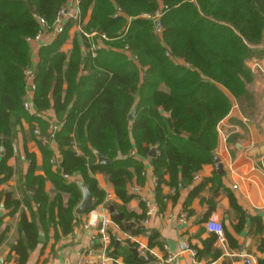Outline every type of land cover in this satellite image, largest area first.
I'll list each match as a JSON object with an SVG mask.
<instances>
[{
    "label": "trees",
    "instance_id": "16d2710c",
    "mask_svg": "<svg viewBox=\"0 0 264 264\" xmlns=\"http://www.w3.org/2000/svg\"><path fill=\"white\" fill-rule=\"evenodd\" d=\"M64 2L0 0V185L13 175L8 161L24 120L44 145L46 167V176L36 175L34 155L27 153L31 165L26 186L32 195L22 200L12 192L4 195L10 214L23 205L28 209L22 211L21 236L7 257L14 252L17 264H27L39 245L40 225L47 233L52 225H59L63 234L73 230L83 192L71 177L79 176L90 187L96 198L92 209L106 196L96 173L109 180L123 203L134 197L128 185L134 178L139 183L145 180V165L138 155L151 160L159 195L163 184L178 190L180 184L191 182L205 164L215 161L219 123L255 82L248 60L264 57V0H81L83 19L89 17L84 28L105 33L110 40L93 57L89 40L78 32L73 49L65 52L62 46L74 24L70 20L64 32L40 48L34 103L38 113L52 105L55 110L59 128L53 140L60 150L55 158L43 144L51 123L24 107L25 71L32 64L26 39L42 28L38 16L54 22ZM82 44L88 50L84 61ZM137 97L130 127L128 115ZM35 122L42 126L41 135L34 133ZM152 148H157L154 156ZM94 150L110 163H99ZM48 180L56 191L53 199L46 190ZM227 191L231 207L239 213L240 230L245 214L235 193ZM64 194L69 195L67 200ZM224 230L230 244L237 246L236 238ZM157 236L150 232L151 244ZM5 237L6 232L0 234V243ZM127 253L128 262L146 264ZM109 255L118 257L119 248Z\"/></svg>",
    "mask_w": 264,
    "mask_h": 264
},
{
    "label": "crops",
    "instance_id": "0c3cea01",
    "mask_svg": "<svg viewBox=\"0 0 264 264\" xmlns=\"http://www.w3.org/2000/svg\"><path fill=\"white\" fill-rule=\"evenodd\" d=\"M88 19L89 17L84 19L85 23ZM78 32L74 23L69 28V37L62 50L71 52ZM58 35L46 32V44L53 42ZM42 46L32 49L33 65L39 61ZM83 49L87 54L84 46ZM248 63L257 76V81L250 86L247 97L240 101L235 100L230 113L218 125L219 144L214 154L223 165L222 172H219L215 161L205 164L191 182L180 184L178 190L167 184L161 185L162 194L159 195L151 160L138 155L145 165V180L139 183L134 178L128 185L134 197L127 203H123L116 196L112 184L102 173H96L100 187L106 194L109 192L115 196L108 203L115 206L116 212H123L126 221H134L137 226L146 227L145 230H139L126 226L137 232L127 231L116 221L108 203L104 204L103 201L95 206L93 209L97 213L109 214L113 218L110 226L112 240L107 245V252L109 254L116 247L119 248V255L112 256L118 262L109 264L130 263L126 260L127 250L133 253L131 248L134 247L144 254L142 246L147 249L144 255L150 259L149 263H145L158 264L160 259L168 255L165 245L176 254L175 264H248V258L253 260V264H259V260L264 259V58ZM52 106L46 113H38L37 109L32 113L41 114L45 121L57 124ZM23 126V130L18 126L19 132L13 143L14 152L8 161L13 167V175L0 185V216H4L0 234L6 232V237L0 243V264H17L14 252L13 257H7L21 236L19 223L22 211L28 209L23 205L14 215L10 214L9 209L5 208L4 195L5 192H12L21 200L26 194L32 195L26 186L31 165V160L26 157L27 153L34 155L35 174L46 176L44 145H40L38 137L33 135L25 120ZM34 126L43 132L41 124L35 122ZM43 144L48 145L55 158L60 157L55 140L43 139ZM4 152L3 149L2 153ZM56 168L57 166L53 167V170ZM216 174L221 180H218ZM70 179L83 182L79 176ZM219 181L223 183L222 187H219ZM227 189L235 193L245 214V222L240 230L236 228L239 224V213L231 207ZM46 190L53 199L56 191L50 180L46 182ZM68 197V194H64L65 200ZM90 211L82 215L76 213L74 228L68 234H63L59 225L50 226L48 233L40 225L44 241L40 240L39 245L31 252L27 264H79L83 254L102 249L104 244L98 238L96 229L85 227L91 215ZM213 214L219 217L224 228L236 238L237 246H232L227 237L224 243L218 239L212 240L214 234L207 230L205 223ZM127 215H131V219ZM56 231H59L58 237ZM152 231L158 235L155 244L150 241ZM218 252L219 255H216Z\"/></svg>",
    "mask_w": 264,
    "mask_h": 264
},
{
    "label": "built area",
    "instance_id": "2783aa9c",
    "mask_svg": "<svg viewBox=\"0 0 264 264\" xmlns=\"http://www.w3.org/2000/svg\"><path fill=\"white\" fill-rule=\"evenodd\" d=\"M37 18L42 28L36 35L27 37L26 41L31 49H33L35 46H41L47 43L45 40L46 32H50L52 33V35L64 32L66 24L70 20L75 23L78 31L89 40L90 44L88 50L93 57L97 55L98 49L106 47L107 41L110 40V38L105 33L99 34L96 31H89L84 28L85 21L83 19L81 10V0H65L63 6L59 9L54 22L52 23H49V21L44 17L38 16ZM157 26H159V23L157 24ZM36 66L37 64L33 65L32 63L31 66L27 67L25 71L27 80V92L24 97V107L27 111L30 112L36 110L34 103V91L37 86ZM49 128L50 136L44 135V140L53 139L56 131L59 128V125L56 123H51ZM35 133L41 135V132L38 128L35 129ZM66 177H69V175L67 174ZM114 197L115 196L112 193L108 192L105 196L104 204L110 202L112 199H114ZM90 214V218L86 222L85 227L96 229L97 236L104 245L100 250H97L95 252L90 251L83 254L79 260V264H92L94 262H97L98 264H109L110 262H118V259L110 256L107 252V245L112 240L110 226L113 224V218L109 214H99L94 209H91ZM205 224L207 230L216 234L217 239L220 242L224 243L226 241L224 224L218 216H216L215 214L211 215ZM165 248L168 251V255L166 258L160 259L158 261V264H175L176 254H173L169 250L167 245H165ZM141 249L142 253L146 254V247L142 246ZM247 262L248 264H253V260L251 258H248Z\"/></svg>",
    "mask_w": 264,
    "mask_h": 264
},
{
    "label": "water",
    "instance_id": "95a60500",
    "mask_svg": "<svg viewBox=\"0 0 264 264\" xmlns=\"http://www.w3.org/2000/svg\"><path fill=\"white\" fill-rule=\"evenodd\" d=\"M158 23H159L158 20H156V24H158ZM82 54H83L82 60L84 61L85 55H86L85 49L82 50ZM139 101H140V97H137L132 108H131V111L129 112L128 117L130 120V127H132L133 121L136 117V111H137ZM156 149L157 148H152L150 156L155 155ZM94 152L97 155V159H98L99 163H110V159L108 157L104 156L98 150H94ZM215 162H216V165H217L219 172H222L223 171V165L220 162L218 157L215 158ZM79 185H80L82 192H83V198H82L81 202L78 204V206L76 207L75 212L77 214L82 215V214H85L88 210L92 209V207L96 203V198H95L94 194L92 193L90 187L85 182H79ZM109 208H110V211L113 213L114 217L120 221H123V224L125 226L134 227V228H137L139 230H145L146 229V227L144 225L137 226L136 222H134V221H126L124 213L123 212H120V213L116 212L115 206L113 204H111ZM40 240L44 241V234L42 232L40 233ZM131 251L134 253L135 257H139L147 263L150 262L149 257L144 255V254H141L137 250V248L133 247V248H131Z\"/></svg>",
    "mask_w": 264,
    "mask_h": 264
},
{
    "label": "rangeland",
    "instance_id": "374dc122",
    "mask_svg": "<svg viewBox=\"0 0 264 264\" xmlns=\"http://www.w3.org/2000/svg\"><path fill=\"white\" fill-rule=\"evenodd\" d=\"M263 46H264V44H263ZM264 58V57H263ZM263 58H257V57H254V58H252V59H250V60H248V62H250V61H254V59H263ZM249 64V63H248ZM257 65V64H256ZM255 65V66H256ZM250 66V65H249ZM251 67V66H250ZM252 68V67H251ZM254 81H257V76H255V80Z\"/></svg>",
    "mask_w": 264,
    "mask_h": 264
}]
</instances>
